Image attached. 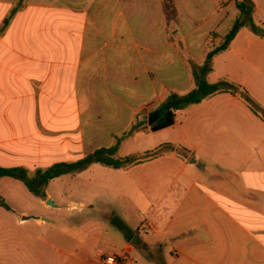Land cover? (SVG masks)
Returning <instances> with one entry per match:
<instances>
[{"label": "crops", "instance_id": "0c3cea01", "mask_svg": "<svg viewBox=\"0 0 264 264\" xmlns=\"http://www.w3.org/2000/svg\"><path fill=\"white\" fill-rule=\"evenodd\" d=\"M240 2L0 0V167L77 161L122 136L119 147L156 136L137 153L172 147L129 170L156 172L147 200L158 209L127 235L137 245L106 213L94 210L99 226L81 200H68L63 214L30 227L0 224V264H101L111 255L139 264L136 251L148 264H264V121L223 91L178 110L168 128L147 123L171 94L196 88L194 67L223 42ZM248 2L258 32L241 27L206 81L240 86L264 109V0ZM18 183L0 178V198L27 200ZM36 198L63 210L47 192ZM7 205L0 221L2 211H21Z\"/></svg>", "mask_w": 264, "mask_h": 264}, {"label": "rangeland", "instance_id": "374dc122", "mask_svg": "<svg viewBox=\"0 0 264 264\" xmlns=\"http://www.w3.org/2000/svg\"><path fill=\"white\" fill-rule=\"evenodd\" d=\"M220 81L231 84L227 80H219L213 84L222 88L223 86L219 85ZM155 139L156 136H144L140 141L134 142L132 138H129L128 142L118 148L116 156L123 157L137 153L145 147H151L156 141ZM130 169H115L102 164H91L76 174H67L52 180L45 192L52 195L57 204L63 205V210L60 213L53 205H41L36 196L32 195L23 184L18 183L26 192L28 199L25 200L21 196L14 199L6 198L7 204L8 201H12L20 206L21 211L18 216L12 212L2 211L6 214L7 221H0V224L6 228L8 226V228L16 227L17 230L19 227H30L35 217L40 215L49 218L56 214H63L68 200H81L85 205L83 214L86 215V218H95L99 226L103 227L102 219L99 214L98 216L95 214L94 210L106 213L107 218H115L122 222L126 228V235H129L130 230H136L139 226L146 225L152 217L153 210L158 209V206L154 208L153 203H149L147 200V197L151 195L152 180L156 173L155 166L148 164L144 170L136 168L129 171ZM133 181H137L138 185L133 184ZM11 191L15 194L13 189ZM165 209L167 210L168 207ZM116 232L122 236L119 230ZM7 235L8 233L3 237H7ZM131 257L139 264H148L147 260L137 251Z\"/></svg>", "mask_w": 264, "mask_h": 264}, {"label": "trees", "instance_id": "16d2710c", "mask_svg": "<svg viewBox=\"0 0 264 264\" xmlns=\"http://www.w3.org/2000/svg\"><path fill=\"white\" fill-rule=\"evenodd\" d=\"M248 8L246 4L240 2L238 9L240 10V16L232 25L229 32L226 34L223 42L213 48L206 56L202 66L194 67V76L196 82V88L187 93L184 96H178L171 94L155 111L158 114L157 120L150 125V130L156 132L165 128H168L176 122V112L188 105L198 104L210 95L229 91L232 94H238V96L246 103L250 110L260 117L264 121V109L255 103L247 92L240 86L229 84L224 81H220L219 85L222 88H218L216 84H209L206 81V76L212 71V61L215 55L227 49L230 42L234 39L238 30L247 25L253 31L258 32V28L252 23L250 17H247L245 10ZM8 18L3 22L4 28L8 23ZM218 84V83H217ZM134 130V127L130 128L126 136H130ZM124 136L118 138L114 145L109 147H101L95 151L89 153L85 157L73 161V162H58L44 169H36L33 172H29L23 167H0V178H11L21 182L26 189L36 197H45V189L50 181L67 174H76L81 170L87 168L91 164H102L115 169L128 170L131 167L151 160L154 157L162 154L166 150H170L172 147L169 144H162L155 147L152 150H148L141 153H133L123 157H117L116 153L119 148L120 140ZM0 206L6 210H9L5 201L0 198ZM107 220L120 232L124 234V237L129 241L132 236L126 235L125 225L116 220L115 218H107Z\"/></svg>", "mask_w": 264, "mask_h": 264}, {"label": "built area", "instance_id": "2783aa9c", "mask_svg": "<svg viewBox=\"0 0 264 264\" xmlns=\"http://www.w3.org/2000/svg\"><path fill=\"white\" fill-rule=\"evenodd\" d=\"M101 264H135L128 255H111L100 259Z\"/></svg>", "mask_w": 264, "mask_h": 264}, {"label": "water", "instance_id": "95a60500", "mask_svg": "<svg viewBox=\"0 0 264 264\" xmlns=\"http://www.w3.org/2000/svg\"><path fill=\"white\" fill-rule=\"evenodd\" d=\"M243 3L249 4L248 0H243ZM157 118H158L157 112L150 114L148 121H147L148 125H151L152 123H154L157 120ZM190 164H194V161L190 162ZM46 204L47 205H53L50 202V200H48V199L46 200ZM130 242H131V245H133V246L137 245V243H138L137 235H135Z\"/></svg>", "mask_w": 264, "mask_h": 264}]
</instances>
